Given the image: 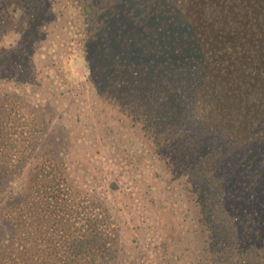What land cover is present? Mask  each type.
Instances as JSON below:
<instances>
[{"label":"trees","instance_id":"16d2710c","mask_svg":"<svg viewBox=\"0 0 264 264\" xmlns=\"http://www.w3.org/2000/svg\"><path fill=\"white\" fill-rule=\"evenodd\" d=\"M83 1L91 80L140 123L144 151L189 182L208 231L201 264H264V0ZM52 3L0 0V24L18 10L26 22L0 53L2 79L33 81ZM42 124L32 106L0 97V264H132L107 260L118 224L63 163L40 153L21 184Z\"/></svg>","mask_w":264,"mask_h":264},{"label":"rangeland","instance_id":"374dc122","mask_svg":"<svg viewBox=\"0 0 264 264\" xmlns=\"http://www.w3.org/2000/svg\"><path fill=\"white\" fill-rule=\"evenodd\" d=\"M83 2L53 0L46 6L47 17L39 23L40 44L31 56L33 81L17 83L0 73V97H18L43 123L20 182L28 188L39 154L46 152L63 163L64 175L83 197L98 200L115 218L118 250L107 260L201 264L208 231L189 182L158 155L152 156L140 123L91 80L84 45L95 30L94 24L85 25ZM25 24L20 10L5 16L0 53L16 44ZM110 180L118 181V191L109 188Z\"/></svg>","mask_w":264,"mask_h":264}]
</instances>
